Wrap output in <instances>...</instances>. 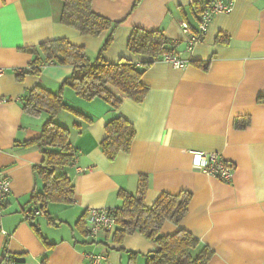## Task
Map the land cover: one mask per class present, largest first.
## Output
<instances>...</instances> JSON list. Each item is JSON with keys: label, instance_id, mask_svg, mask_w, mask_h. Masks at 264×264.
I'll list each match as a JSON object with an SVG mask.
<instances>
[{"label": "crops", "instance_id": "0c3cea01", "mask_svg": "<svg viewBox=\"0 0 264 264\" xmlns=\"http://www.w3.org/2000/svg\"><path fill=\"white\" fill-rule=\"evenodd\" d=\"M194 1L205 0H139L134 8V0H91L95 12L120 20L104 59H143L126 48L131 27L140 25L162 29L188 64L177 68L154 60L141 75L148 86L144 99L137 103L123 97L117 108L100 98L81 99L62 86L63 99L91 120L66 110L55 115L69 127L77 153L67 168L74 200L50 203L49 212L60 219L50 223L41 213L26 214L33 206L29 193L39 185L32 165L41 152L23 142L39 136L45 115L24 112L20 98L36 83L57 91L71 66L47 64L39 74L17 78L16 71L31 58L21 48L65 37L93 58L108 31L85 35L62 24L61 0H0V174L10 181L0 217L7 232L0 235V253L7 248L19 264H145L153 244L141 233L119 242L106 231L90 238L76 221L88 206H120L118 190L134 193L139 174H146L145 205L161 192L191 193L181 220H165L160 233L184 228L195 234L213 249L207 264H264V101L259 99L264 95V0H233L228 12L212 14L200 41L187 49L180 22L198 27ZM218 33L227 39L217 41ZM115 114L133 124L135 136L129 151L109 160L99 141L106 120ZM192 150L218 152L233 165L230 179L194 166ZM87 253L106 258L93 263Z\"/></svg>", "mask_w": 264, "mask_h": 264}, {"label": "trees", "instance_id": "16d2710c", "mask_svg": "<svg viewBox=\"0 0 264 264\" xmlns=\"http://www.w3.org/2000/svg\"><path fill=\"white\" fill-rule=\"evenodd\" d=\"M61 1L59 21L62 24L85 35L97 36L105 30L108 33L93 58L87 55L83 45L72 43L65 37L49 38L21 48L31 58L25 67L16 71L17 78L25 73L39 74L47 64L71 66L70 74L62 80L57 91L36 83L20 98L24 112L45 115L39 136L23 143L35 145L41 152L40 161L32 165L33 175L39 185L30 191L28 200L38 207L39 213L50 223L60 221L49 212L50 203L71 204L74 200V184L67 168L73 165L77 153L69 139V127L58 123L55 115L66 110L87 122L91 120L63 99L62 86L70 87L81 99L100 98L113 108L121 104L123 97L138 103L148 91L147 84L141 80L145 69L163 53L175 51V40L165 36L162 29L134 25L128 35L126 48L131 54L140 55L143 59L137 62L130 58L108 61L103 58L102 52L110 44L112 32L120 20H111L95 12L91 0ZM138 2L134 0L132 8ZM206 2L194 1V10L199 11ZM216 39L222 42L227 36L218 33ZM259 99L264 101V95ZM246 123L238 125L244 126ZM74 126H78L77 123ZM104 131L99 148L107 159L112 160L119 151H129L135 136V128L129 120L115 114L106 120ZM146 188L147 176L139 174L134 193L122 188L118 190L121 205L107 207L115 217V226L110 232L111 240L119 242L125 235L137 231L153 244L145 264H207L213 249L195 234L184 228H178L170 234L160 233L165 220L173 223L181 220L187 211L191 193L186 190L161 192L150 205H145L143 198ZM83 217L84 214L80 215L76 223L80 222L84 228ZM34 230L39 235L38 229ZM17 262L19 264L18 259Z\"/></svg>", "mask_w": 264, "mask_h": 264}, {"label": "built area", "instance_id": "2783aa9c", "mask_svg": "<svg viewBox=\"0 0 264 264\" xmlns=\"http://www.w3.org/2000/svg\"><path fill=\"white\" fill-rule=\"evenodd\" d=\"M233 0H207L198 12V27L191 29L186 21H181L180 26L185 34L187 49H191L193 45L200 41L201 36L207 29L211 16L215 12H228L232 8ZM159 59L169 62L172 66L183 68L188 64L186 58L179 57L175 51L163 53ZM192 163L208 175L214 176L222 180H229L232 174L233 165L221 158L216 151L192 150ZM10 191V181L7 176L0 174V217L2 215L3 200ZM39 213L37 206L33 205L28 208L26 214ZM84 230L88 237L94 238L99 231L111 232L115 226V217L107 207L88 206L85 208ZM0 235L5 236L7 232L0 225ZM93 263H98L101 259H105L104 254L87 253L85 254ZM0 264H18L14 254L7 248H2L0 253Z\"/></svg>", "mask_w": 264, "mask_h": 264}, {"label": "water", "instance_id": "95a60500", "mask_svg": "<svg viewBox=\"0 0 264 264\" xmlns=\"http://www.w3.org/2000/svg\"><path fill=\"white\" fill-rule=\"evenodd\" d=\"M151 255V254H150Z\"/></svg>", "mask_w": 264, "mask_h": 264}]
</instances>
